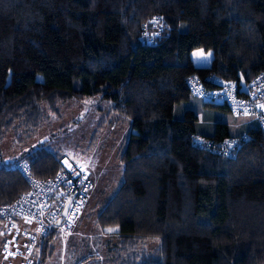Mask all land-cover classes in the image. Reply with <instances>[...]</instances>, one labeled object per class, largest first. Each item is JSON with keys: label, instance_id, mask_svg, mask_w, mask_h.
<instances>
[{"label": "trees", "instance_id": "obj_1", "mask_svg": "<svg viewBox=\"0 0 264 264\" xmlns=\"http://www.w3.org/2000/svg\"><path fill=\"white\" fill-rule=\"evenodd\" d=\"M155 16L161 32L149 40L144 28L154 30ZM194 48L211 51L207 65L192 62ZM263 69L264 0H0V143L16 126L38 129L46 112L103 101L107 113L88 151L107 125L127 118L131 126L121 178L95 217L116 237L110 264H264L260 128L253 123L233 135L216 121L202 135L193 109L173 115L191 97L188 76L216 75L242 87ZM227 138L236 140L228 155L219 148ZM45 143L7 158L51 177L65 161ZM27 189L17 171L0 167V204ZM57 236L54 229L44 237L38 264L53 254Z\"/></svg>", "mask_w": 264, "mask_h": 264}, {"label": "rangeland", "instance_id": "obj_2", "mask_svg": "<svg viewBox=\"0 0 264 264\" xmlns=\"http://www.w3.org/2000/svg\"><path fill=\"white\" fill-rule=\"evenodd\" d=\"M200 53L202 55H198ZM211 57V51L203 48H194L190 51V58L197 66L207 65ZM75 85L78 86L77 82ZM189 100L196 102L195 109L204 108L202 99L191 96ZM180 107L175 105L173 109L175 118H180L177 117ZM106 108L105 102L94 98L86 99L75 105H66L60 108L59 114L46 112L47 117L38 129L29 127L27 124H24L22 128L16 126L5 134L0 143V149L5 156L15 157L45 140V145L49 150L58 151L64 156L63 161L82 165L91 180L88 201L95 204L94 207L89 210L88 214L82 215L81 224L78 221L74 222L77 217H81V211L72 219L71 232L68 236L63 238V235L58 233L55 250L46 264H79L86 257L90 259L83 264H106L107 250L116 241L114 234L104 233L97 226L95 217L103 201L113 193L121 178L120 154L131 131V126L127 118H123L117 124L107 125L100 134L97 144L88 151L90 135L99 118L107 113ZM205 109L227 115L231 124L239 123L246 117L234 116L215 108L206 107ZM197 114L200 121L205 117L201 111ZM235 128L231 127V134L239 132L235 131ZM112 229L115 230L116 227ZM63 240L64 243L61 242ZM157 242V240L152 241L147 244V248H154ZM13 264H18V262Z\"/></svg>", "mask_w": 264, "mask_h": 264}, {"label": "built area", "instance_id": "obj_3", "mask_svg": "<svg viewBox=\"0 0 264 264\" xmlns=\"http://www.w3.org/2000/svg\"><path fill=\"white\" fill-rule=\"evenodd\" d=\"M157 22L161 23V19L153 17L151 27L154 30L149 32L145 27L144 37L151 40L160 36L161 28ZM206 82L211 87L206 86ZM186 85L192 97L223 104L234 116L252 115L264 138V69L242 87L216 75L202 78L190 75ZM203 146L216 151L210 141ZM235 146L236 140L227 138L219 148L228 155ZM67 162L53 176L38 178L27 160L8 159L0 150V167L17 171L28 188L13 202L0 204V246L8 259L7 264H12L15 259H18V264H38L44 237L54 229L69 231L70 222L84 207L91 180L82 165ZM71 197L67 215L57 225L62 209ZM18 221L32 225L34 230L20 227Z\"/></svg>", "mask_w": 264, "mask_h": 264}, {"label": "crops", "instance_id": "obj_4", "mask_svg": "<svg viewBox=\"0 0 264 264\" xmlns=\"http://www.w3.org/2000/svg\"><path fill=\"white\" fill-rule=\"evenodd\" d=\"M194 98H196V97H194ZM198 99H200V98H198ZM195 104H196V102H191L189 100V101H187V102L179 105L181 107L179 109V112L177 114L178 115L177 117H181L180 115L182 114V111H183L184 108H191V109H193L195 111L196 114L199 113V111H201L203 114H205V117H203V119L201 121L199 119L197 121L196 128H197L198 134H202V135L211 134L212 131H213L214 123L216 121H225L228 124L229 130H231V127H236L235 128V131H239L236 134L245 132L246 129L251 124L255 123V121L253 120V116L252 115H244V116H246L244 120H241L239 123H233V124H231V122H229V119H228L227 115H221V113H217L215 111H209V109H205L206 107H204L203 109L200 107L199 110H197V108L195 109V107H196ZM225 112H228V111H225ZM237 126H239V127H237ZM233 135H235V134H233ZM5 157H7V156H5ZM11 158H14V157H11ZM64 161H67V160H64ZM90 188H91V186H90ZM88 194H89V190L87 191L85 205H84V207L81 210V217L80 216L77 217L76 220L74 221L75 223L78 221L81 224L82 223V215L88 214L89 213V210L91 208H93L94 205H95V204L93 205L90 201H88V199H89ZM18 224L22 228H26V229H29V230H34L33 226L32 225H27L26 222L18 221ZM56 230L58 231L59 234L63 235V238L65 236H68L70 234V232H71V229L69 231H67V232L62 231V230H59V229H56ZM61 242L64 243V240L61 241ZM41 247H42V244H41ZM107 256H108V250H107ZM2 262H3V264H5V263L7 264L8 263V259L6 257H4L3 252H2V248L0 246V264ZM14 262H18V259L12 260V264ZM92 262H95V261H92ZM106 264H110L109 260H107Z\"/></svg>", "mask_w": 264, "mask_h": 264}, {"label": "water", "instance_id": "obj_5", "mask_svg": "<svg viewBox=\"0 0 264 264\" xmlns=\"http://www.w3.org/2000/svg\"><path fill=\"white\" fill-rule=\"evenodd\" d=\"M71 200H72V197L64 205V207H63V209L61 211V216L58 218V220L56 222L57 225H59L63 221V218L67 215V210H68V207L70 205Z\"/></svg>", "mask_w": 264, "mask_h": 264}, {"label": "snow or ice", "instance_id": "obj_6", "mask_svg": "<svg viewBox=\"0 0 264 264\" xmlns=\"http://www.w3.org/2000/svg\"><path fill=\"white\" fill-rule=\"evenodd\" d=\"M198 55H202V53H200V54H198ZM65 163L67 164L68 162H67V161H65Z\"/></svg>", "mask_w": 264, "mask_h": 264}]
</instances>
